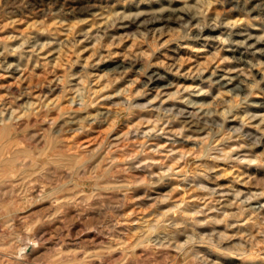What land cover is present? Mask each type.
<instances>
[{"label":"rangeland","instance_id":"obj_1","mask_svg":"<svg viewBox=\"0 0 264 264\" xmlns=\"http://www.w3.org/2000/svg\"><path fill=\"white\" fill-rule=\"evenodd\" d=\"M32 1L0 0V121L10 115L24 117L23 113L33 110L36 114L29 125L22 123L13 137L18 144L11 147H25L21 151L35 153L41 160L48 157L51 166L38 170L40 178L34 183L20 177L0 182V264H201L196 256L207 264H264V0H91L96 1L93 8L75 13L58 7L65 6L64 1L84 0H37L42 4L34 8L28 6ZM161 6L186 9L195 18L149 29L120 27L127 19L124 14L150 13ZM203 25L213 29L197 37L194 30ZM240 54L250 62L247 70L244 64L235 65ZM142 66L165 72L173 82L167 88L142 85L147 77ZM212 71L229 72L227 77L246 74L249 95L244 98L227 87L219 91L207 79H193ZM138 101L150 104L135 105ZM170 103L227 121H244L246 130L240 135L241 131L216 125L199 137L184 136L193 140L174 144L183 142L192 150L185 159L177 158L179 148H170L173 137L167 134L178 127L167 120L172 114L165 106ZM104 111L108 114L102 116ZM146 111L159 120L139 115ZM73 115L79 120L75 125L85 124L83 130L54 131ZM66 142L80 145L78 164L86 167L72 177H62V164L47 156L64 151ZM146 151L154 158L141 160ZM244 155L256 157L248 160ZM141 172L151 184L142 182ZM37 186L44 187L42 194L30 196L28 192ZM182 195L192 203L186 204L189 209H171L169 214L181 215L179 220L188 224L189 231L196 227L199 237L187 243L185 250L168 244L140 245L137 238L145 228L141 224L148 218L151 222L161 219L156 211L167 209ZM99 226L113 231V242L90 240L88 230H101ZM34 238L37 248L20 255L17 245L25 246ZM122 238L125 244L119 241Z\"/></svg>","mask_w":264,"mask_h":264},{"label":"bare ground","instance_id":"obj_2","mask_svg":"<svg viewBox=\"0 0 264 264\" xmlns=\"http://www.w3.org/2000/svg\"><path fill=\"white\" fill-rule=\"evenodd\" d=\"M29 1V0H28ZM42 1V0H41ZM49 1V0H48ZM54 1H57V0H54ZM69 1H71V0H69ZM91 0H84V1H82V2H76V1H71V2H69V3H67L66 1H64L63 2V4L65 5V6H63V7H58L59 9H66V11L69 13V12H73V11H75L76 9H82V8H84V7H88L89 9L90 8H93L94 6H95V4H94V2H96V1H94V2H90ZM161 0H159V2H160ZM157 2V1H156ZM158 2V3H159ZM46 3V2H45ZM54 4H53V6L55 5V2H53ZM152 3H153V1H152ZM177 3V2H176ZM42 4V3H41ZM41 4H39L38 3V1L37 0H34V1H32V2H30V3H28V6L29 7H32V8H34V7H36V6H40ZM49 4V3H48ZM47 4V5H48ZM58 6V5H57ZM102 6V5H101ZM43 7H46V6H43ZM139 7V6H138ZM149 7V6H148ZM147 7V8H148ZM157 7V6H156ZM162 7V6H161ZM40 8H42V6L40 7ZM54 7H50V9L52 10ZM56 8V7H55ZM87 8V9H88ZM131 8V7H130ZM146 7H144V9H145ZM154 8V7H153ZM143 9V8H142ZM43 10V9H42ZM53 10H55V9H53ZM139 10V9H138ZM84 11H85V9H84ZM87 11V10H86ZM93 11V10H92ZM56 12H57V14H58V10H56ZM62 13V12H61ZM73 13H75V12H73ZM122 14V13H121ZM57 16V15H56ZM59 16V15H58ZM122 17H126L127 19L126 20H124V21H122L121 22V24H120V27H122V28H125L127 31H129L128 29H130L131 27H133V26H135V28H140V29H149V28H152V27H156L157 25H163V24H171L172 22H180V23H182V22H184V21H182L183 19H194L195 18V15L193 14V13H191L190 11H188V10H186V9H180V10H176L174 7L172 8V7H162V9H160V10H157V11H152V12H142L141 10L140 11H137V12H134V13H130V14H124ZM196 18H198L197 16H196ZM115 19V18H114ZM176 19L177 20H179V19H181V21H176ZM200 19V18H199ZM81 20V19H80ZM169 20H172V21H169ZM175 20V21H174ZM187 22H190V24H192L194 21H187ZM196 22H198V21H196ZM195 22V23H196ZM169 24V25H170ZM198 24V23H197ZM206 25V24H205ZM205 25H203L202 27H197L196 29L195 28H193V30L195 31V33H196V35H198L197 37H199V36H203L204 35V33L207 31V30H209V29H213V27L212 28H210L209 26L208 27H206ZM213 25V24H212ZM164 26V25H163ZM162 26V27H163ZM132 29V28H131ZM137 30H139V29H137ZM193 30H192V32H193ZM134 31V30H133ZM140 31V30H139ZM212 31V30H211ZM211 33V32H210ZM228 35V34H227ZM228 37H230V36H226V38H228ZM192 38V37H191ZM229 39V38H228ZM235 40V39H234ZM259 40V39H258ZM36 43V42H35ZM252 45V44H251ZM224 55V54H223ZM100 57V56H99ZM136 61V60H135ZM134 61V62H135ZM236 63H235V65H240V64H244V70H247V67L248 66H250V62H249V60H248V58H246V57H244L243 56V54L241 55H239V56H237V58H236V61H235ZM20 63V62H19ZM127 63V62H126ZM132 63H133V61H131L130 62V65H132ZM232 63V62H231ZM120 64H122V63H120ZM124 64V63H123ZM122 64V65H123ZM136 64V63H135ZM121 65V66H122ZM126 65V64H125ZM118 66V65H117ZM116 66V67H117ZM120 66V65H119ZM231 66H233V65H231ZM139 67V66H138ZM204 67V66H203ZM232 68V67H231ZM142 71H146L147 72V77H146V79H144V81H143V84L142 85H145L146 87H148V86H151V85H154V86H158V87H162V88H167L168 86V84L169 83H172L171 81H169V77L166 75V74H164L162 71H158V70H156V69H149V71H147V69H146V66H142ZM200 69V68H199ZM258 69V68H257ZM256 69V70H257ZM259 70V69H258ZM141 71V70H140ZM248 71H250V70H248ZM258 72V71H257ZM197 73V72H196ZM227 73H229V72H221V73H217L216 71H212V72H210L209 74H207L206 75V73L204 74L203 72H200V73H198L197 75H195L194 77H193V79H194V81L195 80H200V82L201 81H205V79H207L208 81H210L209 83H210V87L213 85V83H215L216 85H218V90L219 91H221V89L224 87H227V90H232V91H234V92H236V93H242L243 95H245L244 96V98H246V96H248L249 95V92H246V90H247V87H246V85H245V80H246V78H247V75L246 74H243V73H239V72H235V73H233V74H230V76H226V74ZM250 73H251V71H250ZM249 73V74H250ZM259 74H260V71L258 72ZM177 74V73H176ZM256 74V73H255ZM263 74V73H262ZM261 74V75H262ZM174 75V74H173ZM188 75V74H187ZM84 76V75H83ZM189 76H190V74H189ZM261 78V77H260ZM172 79V78H171ZM208 84V83H207ZM214 84V85H215ZM171 85V84H170ZM204 85V84H203ZM203 87V86H202ZM149 90V89H148ZM141 91H144V90H141ZM162 91V90H161ZM178 92H179V90H177ZM255 91V90H254ZM177 92V93H178ZM159 93H160V91H159ZM168 93H171V92H168ZM174 94H175V92H173ZM173 93H171V94H173ZM223 93V92H222ZM130 94V93H129ZM137 94V93H136ZM126 96V95H125ZM156 96V95H155ZM155 98V97H154ZM74 99V98H73ZM123 99V98H122ZM238 101V100H237ZM88 102V101H87ZM238 103V102H237ZM259 103V102H258ZM262 103V102H261ZM150 103H147V102H140V101H138V102H136L135 103V105H140V106H142V107H144V106H146V105H149ZM165 104H167V103H165ZM62 105V104H61ZM131 105H133V103L131 102L130 103V107H131ZM155 105V104H154ZM156 105H159V107L161 108L162 106L158 103V104H156ZM175 104L174 103H170L169 104V106L167 105V106H165V109H166V112L167 111H170V113L172 114V115H168V118H167V120L168 121H170V123L172 122V123H175L176 125L178 124V127H176L175 128V130L174 131H170V132H167V134H168V136L170 135V136H172L173 137V139H172V141L170 142V144H169V146H170V148L171 149H176V148H179V155L177 154L176 155V157L178 156H185V154H186V152L188 153L189 152V150L191 151L192 150V148L191 149H187L186 147H185V144H183V142H178L177 144H174V142L175 141H184L185 139H192L193 140V138H183L184 136L186 137H190V136H192V135H196V136H194V137H199L200 136V134H202L203 132H208V133H210V131L211 130H214V128H216V127H218V126H216V125H220L221 127H218V129H223V130H225V129H229V130H231V129H233V131H241L242 133L240 134V135H243V131H244V129L245 128H243V126H244V124H243V122L244 121H239V122H234V121H227V118H225V117H220V116H218V115H214V114H207V115H203L201 112H198V110H196L194 107L193 108H190V107H188V105H184V104H181V105H178V106H174ZM59 107V106H58ZM163 108H164V106H163ZM159 109V108H158ZM49 110V109H48ZM68 110V109H67ZM69 111V110H68ZM149 112H150V110H148ZM235 111V110H234ZM62 112H64V111H62ZM66 112V111H65ZM64 112V113H65ZM133 112V111H132ZM147 112V111H146ZM57 113V112H56ZM58 113H60L59 111H58ZM57 113V114H58ZM25 116L24 117H26V119H24V117H19V116H16V115H13V116H8V117H4L3 118V121L1 122L0 121V182L1 181H11V182H13L14 180H17V179H19V177H20V180H23V181H25V182H29V184L31 183V182H33L34 183V181H37V179H39L40 177H39V174L37 173L38 172V170H41V169H45V165L47 164V163H49L48 162V160L49 159H47V158H45V159H39L38 157H37V155H35V153H29L28 151L25 153V151L23 152V151H21V150H23V149H21L20 150V148L19 149H15V148H12L11 146H13V143H16V144H18L17 142L19 141H17V140H15V139H13V137H14V134L18 131V129L20 128V126L22 125V123H25V124H28L29 123V119L32 117V116H34L36 113L33 111V110H29V111H26L25 113H23ZM44 114V113H43ZM53 114V113H52ZM107 115L108 113L106 112V111H104L103 113H102V116H104V115ZM138 114V113H137ZM45 115V114H44ZM46 115H47V113H46ZM61 114H59V116H60ZM135 115V114H134ZM139 115L140 116H143V117H145L146 118V120H148V121H150V120H152V121H157V119L159 120V118H153L152 117V114H148V112H147V114L145 113V114H143V113H139ZM186 116V117H184V119H181L180 117L181 116ZM154 116V115H153ZM251 116V115H250ZM115 118V117H114ZM246 118V117H245ZM91 119H93V117H91ZM94 119H95V117H94ZM34 120H35V118H34ZM32 121V123H33V119L31 120ZM61 121V120H60ZM77 121H79V120H77V118L73 115L72 117H68V119H66L65 120V124H64V122H63V124H61L59 127H57V128H55L54 129V131L56 132V133H61L62 131H70V129H76V128H79V127H81L82 128V130L84 129V127H85V124H83V123H80V124H78V125H75L76 123H77ZM99 121V120H98ZM108 122V121H107ZM31 123V124H32ZM57 124V123H56ZM29 125V124H28ZM102 125V124H101ZM174 125V124H173ZM27 127V126H26ZM42 127V126H41ZM54 127V126H53ZM153 127H154V125H153ZM172 127V126H171ZM46 128V127H45ZM50 128V127H49ZM41 129V128H40ZM43 129V128H42ZM46 130H49L48 128L46 129ZM51 130H53V129H51ZM246 130V129H245ZM250 130V129H249ZM50 131V130H49ZM248 131V130H247ZM74 133V132H73ZM250 134H249V136H251V132H249ZM65 134V133H64ZM16 135V134H15ZM44 135V134H43ZM46 135V134H45ZM52 134H50V136H51ZM255 135V134H254ZM47 136V135H46ZM45 136V137H46ZM61 136V135H60ZM66 136V135H65ZM68 136V135H67ZM55 137V136H54ZM79 137H81V136H78V138ZM168 138V137H167ZM204 138V137H203ZM52 139V138H51ZM55 139H56V137H55ZM64 139V138H63ZM114 139V138H113ZM158 139L159 140H156V144L157 145H159V144H161V136H159L158 135ZM255 139V138H254ZM62 140V139H61ZM109 140V139H108ZM21 141V140H20ZM49 141V140H48ZM60 141V140H59ZM243 141V140H242ZM256 141V140H255ZM63 142V141H62ZM65 142V141H64ZM80 142H81V140H80ZM20 143V142H19ZM50 143V142H49ZM53 143V142H52ZM58 143V142H57ZM67 144H66V146L64 145V151H59V152H55V153H52V154H47V156L49 155V158H51V159H54V160H51L52 162H56V161H59L60 163H59V165L60 164H62V166H63V168H64V173L62 174V177H68V176H70V177H72L73 176V174L74 173H76L77 172V175H79L78 173L80 172V171H85L86 170V167H85V165H82V164H78V161L79 160H81L80 158H81V152L83 151H81L77 146H80V145H75L74 143H72V142H66ZM86 143V142H85ZM61 144V143H60ZM73 144V145H72ZM122 144V143H121ZM140 144V143H139ZM142 144V143H141ZM58 145V144H57ZM96 145V144H95ZM118 145H120V144H118ZM15 146V145H14ZM152 146H154V144L152 145ZM23 147V146H22ZM21 147V148H22ZM75 147V148H74ZM48 148V147H47ZM73 148V149H72ZM31 149V148H30ZM133 149H135V148H133ZM154 149V148H153ZM223 149H224V147H223ZM40 150V149H39ZM45 150H47V149H45ZM63 150V149H62ZM71 150H73V151H71ZM252 150V149H251ZM57 151V150H56ZM132 151V150H131ZM148 151V150H147ZM146 151V153H144L143 155H142V157H141V160L142 159H145V158H154V157H152V156H150L149 154H147V153H149V152H147ZM228 151V150H227ZM247 151V150H246ZM41 152V151H40ZM178 152V151H177ZM177 152H175V153H177ZM251 152V151H250ZM37 153H39V152H37ZM246 153V152H245ZM254 153V152H253ZM257 153V152H256ZM83 154V153H82ZM119 154V153H118ZM121 154V153H120ZM174 154V153H173ZM40 155V154H39ZM168 155H170V154H168ZM175 155V154H174ZM254 155V154H253ZM133 156V155H132ZM166 156V155H165ZM169 157V156H168ZM175 157V158H176ZM177 157V158H178ZM239 157V156H238ZM256 157V156H255ZM255 157H252V156H248V155H244V158H246V159H248V160H254L255 159ZM134 158V157H133ZM184 158V157H183ZM186 158V157H185ZM184 158V159H185ZM172 159H173V157H172ZM180 159V158H179ZM241 159V158H240ZM88 161V160H87ZM86 161V162H87ZM257 161V160H256ZM139 162V161H138ZM150 162V161H149ZM148 162V164H152V162L151 163H149ZM57 163V162H56ZM248 163V162H247ZM51 164V163H50ZM49 164V165H50ZM58 164V163H57ZM84 164V163H83ZM88 164V163H87ZM142 164V163H141ZM48 165V164H47ZM48 165V166H49ZM53 165V164H52ZM56 165V164H55ZM112 165V164H111ZM51 166V165H50ZM61 166V165H60ZM146 166H147V163H146ZM54 167V166H53ZM57 167V166H56ZM89 167V166H88ZM87 167V168H88ZM171 167V166H170ZM48 168V167H47ZM46 168V169H47ZM94 168V167H93ZM53 169V168H52ZM58 169H59V167H58ZM61 169V168H60ZM89 169V168H88ZM144 169V168H143ZM54 170V169H53ZM121 171V170H120ZM130 171V170H129ZM40 172H42V171H40ZM90 172H91V170H90ZM21 175H20V174ZM43 173V172H42ZM44 173H45V171H44ZM60 173V172H59ZM82 173V172H81ZM142 173V172H141ZM150 173H152V172H150ZM100 174V173H99ZM146 174V173H145ZM145 174H143L142 173V177H140L141 178V180H142V182H144V183H150L151 181L149 180V178H146V176H145ZM76 175V174H75ZM83 175V174H82ZM81 175V176H82ZM141 175V174H140ZM80 176V177H81ZM44 178H45V176H43ZM42 177V178H43ZM75 177V176H74ZM73 177V178H74ZM41 178V179H42ZM139 178V179H140ZM60 179V178H59ZM86 179V178H85ZM99 179V178H98ZM129 179V178H128ZM18 181V180H17ZM62 181V180H61ZM78 181V180H77ZM90 181V180H89ZM70 182V181H69ZM141 182V181H140ZM139 182V183H140ZM15 184H16V182H14ZM1 184V183H0ZM20 184V183H19ZM28 184V185H29ZM37 184V183H36ZM36 184H34V186L36 185ZM63 184V183H62ZM79 184V183H78ZM81 184V183H80ZM151 184V183H150ZM13 185V184H12ZM37 185H39V184H37ZM130 185V184H129ZM144 185H146V184H144ZM203 184H201L200 186H202ZM7 186H9V185H7ZM17 186V185H16ZM41 186H43V185H41ZM147 186V185H146ZM149 186V185H148ZM206 186V185H205ZM5 187H6V185H5ZM26 187H27V185H26ZM203 187V186H202ZM11 188V187H10ZM16 188V187H15ZM29 188V187H28ZM147 188V187H146ZM201 188V187H200ZM205 189H206V187H204ZM13 189V188H12ZM11 189V190H12ZM24 189H26L27 191H29V189H27V188H24ZM43 189H44V187H40V186H37V187H33L28 193L30 194V196H36V195H40V194H42V191H43ZM83 189V188H82ZM1 190V189H0ZM8 191L10 190L9 188L7 189ZM25 190V191H26ZM54 190V189H53ZM125 191V190H124ZM180 191V190H179ZM13 192V191H12ZM126 192V191H125ZM15 193V192H14ZM205 193V192H204ZM75 194V193H74ZM122 194V193H121ZM194 194V193H193ZM73 195V194H72ZM71 195V196H72ZM75 195H77V194H75ZM123 195H125L124 196V198L126 197V194L124 193ZM122 195V196H123ZM169 195V194H168ZM184 195V194H183ZM182 195V196H183ZM192 195V194H191ZM196 195V194H195ZM69 196V195H68ZM131 195H129L128 197H130ZM162 196V195H161ZM121 197V196H120ZM127 197V198H128ZM165 197H166V195H165ZM169 197V196H168ZM74 198H75V196H74ZM123 197H121V199H122ZM133 198V197H132ZM170 198V197H169ZM176 198V197H175ZM179 198V197H178ZM68 199H69V197H68ZM72 199V198H71ZM167 199V198H166ZM62 200H63V204H65V200H67V196H64V197H62ZM156 200V199H155ZM164 200H165V198H164ZM163 200V201H164ZM179 201H176V199H174V201H176L175 203H173L170 207L168 206L167 207V209H165V210H160V211H158L156 208V212L157 213H160V214H162V217H161V219H162V226L160 225V223H161V219H160V217L159 218H155L154 220H155V222L153 221V222H151V221H148V220H150L149 218H148V222L147 221H145V224H141V226L142 227H145L140 233V235L138 236V243H140V245H143V244H153V245H156V247H157V244L159 245H161V244H168V245H175L178 249H180V250H185L186 248H187V243H190L191 241H193V240H195L194 238H196V237H199V235H198V232H197V230L195 229V228H193L191 231H189L188 230V224L187 223H184L183 224V222H184V220H179L180 218H181V215L179 216L180 218H178V216H176V215H171V214H169V210H171V209H173V211H175V210H177V209H181V210H186V209H189L188 208V206H186V204H190V203H188L189 201H185V198H184V196L182 197V198H179L178 199ZM187 200V199H186ZM122 201V200H121ZM126 201V200H125ZM160 201V200H159ZM166 201V200H165ZM60 203H61V200L59 201ZM58 202V203H59ZM120 202V201H119ZM119 202L117 203V204H119ZM184 202V205L182 206V203ZM125 203V202H124ZM67 204V203H66ZM192 204V203H191ZM190 204V205H191ZM67 205H70V204H67ZM123 205V204H122ZM125 205H126V203H125ZM157 205H159V204H157ZM165 205V204H164ZM196 205V204H195ZM116 206V205H115ZM161 206V205H160ZM166 206V205H165ZM121 207V206H120ZM164 207V206H163ZM198 207V206H197ZM115 208V207H114ZM61 209V208H60ZM161 209V208H160ZM197 209V208H196ZM79 211V210H78ZM127 211V210H126ZM131 211V210H130ZM150 211V210H149ZM155 210L153 209V211L152 212H154ZM72 213H73V211H71ZM125 212V211H124ZM151 212V211H150ZM156 212H154V214L156 213ZM55 213H57L56 211H55ZM76 213V212H75ZM75 213H74V215H75ZM118 213V212H117ZM116 213V214H117ZM85 214V213H84ZM89 214V213H88ZM88 214H87V216H88ZM122 214V213H121ZM153 214V213H152ZM151 214V215H152ZM173 214V213H172ZM179 214H181L180 212H179ZM63 215V214H62ZM79 215H82L81 213L80 214H78V217H79ZM86 215V214H85ZM89 215H91V213L89 214ZM159 215V214H158ZM75 216H77V215H75ZM184 216V215H183ZM186 216H188V215H186ZM91 217V216H90ZM129 217V216H128ZM158 217V216H157ZM124 218H126V217H124ZM184 218V217H183ZM134 219H135V217H134ZM133 219V220H134ZM117 220H118V218H117ZM146 220V219H145ZM152 220H153V218H152ZM170 220V221H169ZM114 221V220H113ZM130 221V220H129ZM258 221V220H257ZM112 222V221H111ZM121 222H123V221H121ZM147 222V223H146ZM186 222H187V220H186ZM133 223V222H132ZM78 224V223H77ZM106 224V223H105ZM110 222L108 223V227H110ZM119 224H120V222H119ZM118 224V225H119ZM182 224H183V226H182ZM190 224V223H189ZM56 225H58V224H56ZM115 225H117V224H115ZM117 225V226H118ZM121 225H122V223H121ZM161 227H160V226ZM181 225V226H180ZM191 225H194L193 224V222H192V224ZM64 226V225H63ZM75 225L73 224V227H74ZM78 226H79V224H78ZM104 226V225H103ZM120 226V225H119ZM139 225H136V227H138ZM199 226V225H198ZM101 226H99V228H100ZM107 227V228H108ZM113 227H115L114 225H112V228ZM123 227H125V226H123ZM134 227V226H133ZM142 227H140L139 226V228H142ZM159 227H160V229H159ZM190 227V226H189ZM192 227H194V226H192ZM191 227V228H192ZM244 227V226H243ZM77 228V227H76ZM95 228V227H94ZM90 229V230H88V232H90V234H89V236H90V240L92 241V242H96V243H98V244H100L99 242H103L104 243V241H109V242H113V237H111V236H113L112 235V233H113V231H111V230H106V231H108V232H106V231H104V230H102L101 228V230H95V229ZM132 228V227H131ZM200 229V228H199ZM74 230V229H73ZM86 230V229H85ZM113 230H115V229H113ZM131 231H132V229H130ZM134 230V229H133ZM135 230H136V228H135ZM134 230V231H135ZM139 230V229H138ZM202 230V229H201ZM121 231V230H120ZM137 231V230H136ZM203 231V230H202ZM133 232V231H132ZM152 232H155V236H152V234L150 235V233H152ZM160 232H164V235L163 236H161V235H159V233ZM116 233V232H115ZM118 233V232H117ZM117 233H116V235H117ZM134 233V232H133ZM133 233H132V235H133ZM240 233V232H239ZM111 234V235H110ZM121 234H122V232H121ZM128 234V233H127ZM131 233H129L128 235H130ZM139 234V233H138ZM154 234V233H153ZM160 234H162V233H160ZM119 235V234H118ZM182 235H185V239H181L182 238ZM87 236V235H86ZM136 236H137V234H136ZM118 237V236H117ZM128 237V236H127ZM154 237V238H153ZM124 238V237H123ZM123 238L122 239H120L119 241L121 242V240L123 241ZM106 239H108V240H106ZM117 239V238H116ZM129 239V238H128ZM212 239V238H211ZM126 240V239H125ZM124 240V241H125ZM215 239L213 238L211 241H213V242H215V243H218L217 241H214ZM115 241V240H114ZM128 241V240H127ZM129 241H131V240H129ZM36 242H37V240L34 238V239H30V241H28L26 244H24L25 246H23V245H17L18 246V251H19V253H20V255H25V254H29V253H31V252H33L36 248H37V244H36ZM126 242V241H125ZM125 242L124 243H122V244H125ZM132 242V241H131ZM130 242V244L129 245H131L132 243ZM135 242V241H134ZM212 242V243H213ZM39 243V242H38ZM102 243V244H103ZM107 244V243H106ZM110 246H112L111 245V243H108ZM119 243H117V245H118ZM149 244V245H150ZM229 244V243H228ZM114 245V244H113ZM128 245V246H129ZM136 245H137V243H136ZM139 245V244H138ZM148 245V246H149ZM159 245V246H160ZM219 245V244H218ZM66 246H67V244H66ZM69 246V245H68ZM104 247H108V246H105V245H103ZM121 246V245H120ZM147 246V245H146ZM145 246V247H146ZM221 246V245H220ZM63 247V246H62ZM72 247V246H71ZM122 247H126V246H122ZM190 247V246H189ZM192 247V246H191ZM190 247V248H191ZM219 247V246H218ZM69 248V247H68ZM113 248H114V246H113ZM129 248V247H128ZM149 248V247H148ZM148 248H146V249H148ZM150 248H152V246L150 247ZM154 248V247H153ZM25 249V250H24ZM63 249V248H62ZM122 249V248H121ZM201 249V248H200ZM206 249H208V247L206 248ZM24 250V251H23ZM112 250V249H111ZM124 250H127V248H125ZM173 250H175V249H173ZM196 250V249H195ZM198 250V249H197ZM17 251V252H18ZM109 251V250H108ZM122 251V250H121ZM63 252V251H62ZM98 252V251H97ZM100 252H101V250H100ZM106 252V251H105ZM104 252V253H105ZM112 252V251H111ZM198 252V251H197ZM91 253V252H90ZM122 253V252H121ZM185 253H189L188 251H186ZM219 253V252H218ZM238 253V252H237ZM88 254V253H87ZM92 254V253H91ZM91 254H90V256H91ZM94 254H95V252H94ZM98 254V253H97ZM105 254H107V253H105ZM104 254V255H105ZM99 255V254H98ZM218 255V254H217ZM216 255V257H218V258H220V260H222L221 258V256L220 255H218L217 256ZM69 256V255H68ZM92 256H93V254H92ZM107 256V255H106ZM112 256V255H111ZM190 256V255H189ZM102 257V256H101ZM85 258H86V256H85ZM99 258V257H98ZM104 258H106V257H104ZM103 258V259H104ZM201 258V257H200ZM224 258V257H223ZM81 259H83V258H81ZM100 259V258H99ZM202 259V258H201ZM201 259H199V257L198 256H196V258H195V260H199V261H201L200 263L201 264H207L208 262L207 261H203V260H201ZM208 259V258H207ZM217 260V259H216ZM65 261V260H64ZM77 261V260H76ZM101 261V260H100ZM110 261V260H109ZM95 262V261H94ZM107 262V261H106ZM57 263V262H56ZM97 263H99V262H97ZM101 263H102V261H101ZM103 263H105V262H103ZM111 263V262H110Z\"/></svg>","mask_w":264,"mask_h":264}]
</instances>
